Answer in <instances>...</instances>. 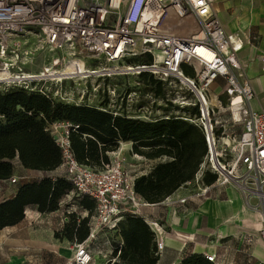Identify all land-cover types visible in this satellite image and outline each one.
I'll return each mask as SVG.
<instances>
[{
  "label": "built area",
  "instance_id": "2783aa9c",
  "mask_svg": "<svg viewBox=\"0 0 264 264\" xmlns=\"http://www.w3.org/2000/svg\"><path fill=\"white\" fill-rule=\"evenodd\" d=\"M213 3L214 0H0V89L21 88L69 103L66 81L79 76L149 74L179 86L195 98L193 104L186 103L182 109L198 108L197 115L182 113V119L200 128L207 146L195 175L196 183L209 172L216 179L207 187L237 185L247 196L257 199L264 222V109L253 111L246 107L253 92L241 73L236 49L214 13ZM191 20L197 24L195 33L182 35L173 30V26L187 28ZM25 36L38 42L34 51L60 52L64 56L52 57L50 66L38 74L22 72L21 60L31 52H19L22 44L17 39ZM144 55L151 56L150 64L129 63ZM65 57L72 59V70L56 71L54 68L61 66ZM86 60L103 62L111 69L85 70ZM120 65L123 70L115 68ZM13 69L15 74L10 73ZM218 80L223 81L222 93L228 98L232 121L242 123L240 136L231 143H222L226 134L218 133L215 126L223 125L213 119L214 112L208 104V92ZM78 93L83 96L82 91ZM112 112L125 115L119 108ZM70 128L77 126L53 123L47 130L60 149L64 178L78 196L94 202L87 238L94 240L102 230H115L124 214L141 215L149 205L135 193V177L124 171L119 157L109 158L100 170L79 164L70 149ZM10 182L17 180L11 178ZM207 187H203V193ZM148 225L159 254L163 248L162 229L157 223ZM259 239L264 243V227ZM86 241L71 245L72 256L66 264H95ZM205 258L217 264L213 256Z\"/></svg>",
  "mask_w": 264,
  "mask_h": 264
},
{
  "label": "trees",
  "instance_id": "16d2710c",
  "mask_svg": "<svg viewBox=\"0 0 264 264\" xmlns=\"http://www.w3.org/2000/svg\"><path fill=\"white\" fill-rule=\"evenodd\" d=\"M129 63L147 65L151 56H139ZM140 80L154 97L164 98L161 81L149 74H141ZM103 109L66 104L21 88L0 89V180L11 179L15 159L25 170L57 169L61 165V153L47 128L60 122L77 126L69 129L70 149L75 160L89 168L100 170L108 164V155L118 149L120 142H130L132 154L147 160H163L133 181L135 193L148 205L163 202L194 180L207 154L200 128L182 116L146 121ZM181 110L185 114H198L197 107ZM215 179L214 174L205 172L200 182L209 186ZM71 192L73 187L64 177H43L19 186L13 198L0 202V232L21 222L29 207H35L41 214L57 211L60 200ZM76 201L88 216L81 220L71 216L54 236L82 243L89 236L88 220L95 206L86 196H78ZM115 231L120 240L112 246L106 264L157 263L154 234L143 217L124 214ZM179 264L214 263L203 255L192 254Z\"/></svg>",
  "mask_w": 264,
  "mask_h": 264
},
{
  "label": "crops",
  "instance_id": "0c3cea01",
  "mask_svg": "<svg viewBox=\"0 0 264 264\" xmlns=\"http://www.w3.org/2000/svg\"><path fill=\"white\" fill-rule=\"evenodd\" d=\"M213 10L236 49L241 73L253 92V98L246 103V107L253 111L264 109V61L261 60L264 57V0H214ZM173 30L190 35L196 32L197 24L191 20L187 28L173 26ZM222 85L223 81L218 80L208 92L213 105L221 104L222 99L226 100ZM215 121L220 124L218 120ZM226 127L215 126V129L225 133ZM241 132L242 128L237 134L234 131L225 133L222 143L238 139ZM232 134L233 138L228 142ZM108 156L110 159L119 157L124 171L131 177L147 174L156 163L163 161L147 160L132 154L130 142H120L118 149ZM13 166L15 171L11 178L15 179L20 170L31 172L36 180L64 177L61 166L50 172L25 170L18 161ZM25 183L0 180V202L13 198L18 187ZM189 185L179 188L161 203L144 207L139 215L148 224L157 223L162 229L160 240L163 248L156 264H179L192 254L211 255L217 264H264V243L259 239L264 222L257 207V199L247 196L235 184L206 186L205 193L200 185L197 186V192ZM181 199H185V202L179 203ZM62 220L66 222L67 218ZM22 221L1 230L0 264H37L35 257H43L39 254L44 252L31 239L30 230L27 228L25 234L21 235L25 228ZM97 239H111L112 242L120 240L115 230H102ZM45 249V253L59 258L52 264H64L67 257L71 256L68 241L66 245L51 243Z\"/></svg>",
  "mask_w": 264,
  "mask_h": 264
},
{
  "label": "rangeland",
  "instance_id": "374dc122",
  "mask_svg": "<svg viewBox=\"0 0 264 264\" xmlns=\"http://www.w3.org/2000/svg\"><path fill=\"white\" fill-rule=\"evenodd\" d=\"M17 40L22 44L19 52H31V54L27 56L25 60H21V69L24 73L38 74L50 66L49 62L51 61L52 57L64 56V54L61 55L60 52H55L52 54L47 51H34V48L38 45V42L32 36H25L24 38ZM7 58L9 57L7 56ZM71 60L72 59L65 57L61 66L54 69L59 72L71 71ZM97 67L100 69H111L109 66H105L103 62L100 63L93 60L85 61V70H91ZM115 68L117 70L124 69L123 65L118 67L116 66ZM10 73L15 74V69L10 70ZM153 79L158 80L155 77H153ZM66 83L67 86L65 88V93L69 95L70 101L69 103L59 99L57 101L66 104L86 105L98 109L104 108L105 110L111 112L119 108L130 118L146 121L167 116H182L183 112L181 109L183 106H185L184 104H193L195 101V98L192 95L184 92L182 89H179V86H174V84L168 85L167 82H162V87L165 92L164 98H156L151 92L148 91V89H145V86L140 80V75L125 72L111 75L109 77L79 76L78 78L71 81H66ZM80 91L83 92L82 97H80L81 93H78ZM225 98V102L218 104L214 101L216 104L213 105L211 96H208V104L213 109V119L218 120L221 125L224 124L223 126L229 127V129L226 127L225 133L228 134L231 131H234L237 134L242 128V123H234L232 121L228 107V98L226 95ZM126 99L127 101L125 102ZM215 105L216 108L214 107ZM219 132H221V129H219ZM232 138L233 134L228 138V142H230ZM16 162V160H13L14 164ZM20 171V174H18L16 177V180H18L19 183H28L37 179L32 176L31 172L24 170ZM189 184V187L191 189H195V191L198 185H200V187H204L200 180L196 183L195 178ZM77 197L78 195L74 191L64 196L59 202L58 210L50 215L38 213L35 207H29L26 209V215L22 221V224L25 226V228L22 230L23 232L21 235L25 234L26 229L28 228L32 237L31 239L35 240L36 246L41 249L42 252H44V254H39L43 255V257H39V259L38 256L35 257V260L38 261L37 264H52L57 262L59 258H57L55 255L50 256V253H45V248H49L51 243L55 245L63 243V245H66L67 240L61 238L60 235L55 237L54 234H59L61 232L64 224L70 219L71 216H74L79 220L88 216L87 212L78 207L76 201ZM84 214L87 215L85 216ZM62 218H67V221H63ZM99 239H88L86 244L91 249L95 264H106L110 260L112 246L116 242H112L111 239L107 241L104 239ZM68 243L71 248V245L74 242L68 241ZM71 256L69 258L67 257L65 261L63 258L62 261L65 262L64 264H66Z\"/></svg>",
  "mask_w": 264,
  "mask_h": 264
},
{
  "label": "bare ground",
  "instance_id": "6f19581e",
  "mask_svg": "<svg viewBox=\"0 0 264 264\" xmlns=\"http://www.w3.org/2000/svg\"><path fill=\"white\" fill-rule=\"evenodd\" d=\"M238 100H239V99L237 98V99L234 100V102H237ZM235 117H237V115H235Z\"/></svg>",
  "mask_w": 264,
  "mask_h": 264
}]
</instances>
